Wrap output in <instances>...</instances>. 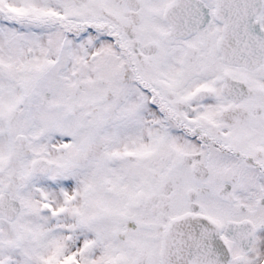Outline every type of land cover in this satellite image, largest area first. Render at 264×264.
I'll return each instance as SVG.
<instances>
[{
	"label": "snow or ice",
	"instance_id": "obj_1",
	"mask_svg": "<svg viewBox=\"0 0 264 264\" xmlns=\"http://www.w3.org/2000/svg\"><path fill=\"white\" fill-rule=\"evenodd\" d=\"M0 264H264V0H0Z\"/></svg>",
	"mask_w": 264,
	"mask_h": 264
}]
</instances>
